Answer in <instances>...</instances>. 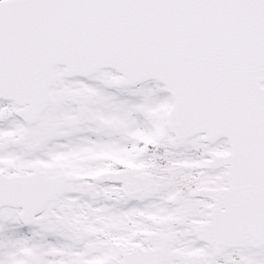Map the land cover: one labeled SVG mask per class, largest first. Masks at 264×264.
<instances>
[{
    "label": "snow or ice",
    "instance_id": "6c2138e0",
    "mask_svg": "<svg viewBox=\"0 0 264 264\" xmlns=\"http://www.w3.org/2000/svg\"><path fill=\"white\" fill-rule=\"evenodd\" d=\"M0 264H264V0H0Z\"/></svg>",
    "mask_w": 264,
    "mask_h": 264
}]
</instances>
